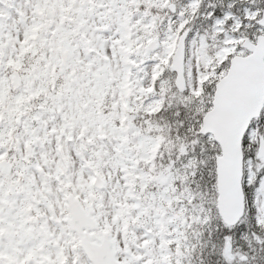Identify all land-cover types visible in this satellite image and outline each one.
Here are the masks:
<instances>
[{
    "label": "rangeland",
    "instance_id": "obj_1",
    "mask_svg": "<svg viewBox=\"0 0 264 264\" xmlns=\"http://www.w3.org/2000/svg\"><path fill=\"white\" fill-rule=\"evenodd\" d=\"M198 1L201 0L192 3ZM209 1L199 19L211 18L212 21L205 22L206 27L223 37L227 46L220 59L226 54L246 55L238 44L246 38L256 40L264 36V30L258 26L263 4L256 0ZM130 2L3 0L0 6L3 16L0 22V110L10 86L8 73L17 70L26 57L37 58L36 69L24 75V85L16 92L12 106L2 117L0 112L5 122L0 134V159L6 157L5 146L15 127V117L18 114L26 117L23 129L17 134L18 155L10 157L16 164L13 176L8 182L0 178V264H89L80 250H74L76 237L68 233L64 225L67 212L60 183L64 189L66 183L72 185L81 203L90 205L95 173L107 182L106 190L98 194L94 204L95 217L101 232L112 233L122 264H165V261L190 264L187 255L194 245H204L216 252L215 247L203 243L202 233L193 234L196 228L190 220L203 227L214 220L211 208L188 205L196 194L184 191L198 189L197 183L191 179L181 184L180 189L174 186L179 174L190 176L198 164L207 163L218 155L215 153L219 148L213 138L199 140L198 154L184 148L180 162L156 180L161 190L146 197L142 190L149 180L140 162L148 160L150 142L139 129L127 135L114 124L124 121L126 111L133 114L132 121H135L139 118L135 109L145 113L155 109L157 100L150 94L154 62L156 58L167 56L166 38L161 40L159 52L150 57L143 58V53H138L136 46L132 47L140 17H129ZM72 20L76 22V30L70 25ZM224 27L237 34H230ZM194 32L187 51L190 56L186 67L187 88L179 100L192 102L199 111L208 112L212 109L211 99L209 104L197 99L200 79L197 60L204 65L208 63L204 54L206 40L199 28ZM68 44L74 46L73 57L69 69L64 70L59 67L58 48ZM59 79L62 82L57 83L56 90L62 95L61 104L50 94L39 111L29 112L45 86ZM157 88L159 91L168 89L170 82L165 81ZM107 97L112 100L110 113L98 114L96 107L105 106ZM83 127L88 140L95 144L85 154L80 134ZM59 139L71 165L67 177L62 176L58 165ZM249 141L246 149L259 154L254 131ZM247 162L249 183H254L256 171L252 160ZM260 169H264V164ZM21 175L22 187L18 184ZM209 187L207 179L204 189ZM150 207L153 211L147 213ZM260 215L264 219V203ZM181 227L188 231L185 235ZM235 242V246H225L218 254L232 260L238 254L237 264H251L257 256L253 236L250 232L238 233ZM172 243V248L180 247V251L171 254L168 245ZM261 253L264 256V244Z\"/></svg>",
    "mask_w": 264,
    "mask_h": 264
},
{
    "label": "water",
    "instance_id": "obj_2",
    "mask_svg": "<svg viewBox=\"0 0 264 264\" xmlns=\"http://www.w3.org/2000/svg\"><path fill=\"white\" fill-rule=\"evenodd\" d=\"M264 26V21L261 23ZM186 35L181 39L178 51L174 58L173 68L179 74L178 87L183 89V62L185 55ZM159 47L156 39L147 48V53ZM244 47L253 55L249 58H236L232 61L229 75L217 86L214 110L204 120L202 134H214L216 141L223 149V157L217 159L218 165V209L224 222L230 226L239 219L237 210L243 208V194L241 192L243 177L242 139L250 122L260 115L264 105V37L258 38V45L254 46L246 41ZM64 56L67 55L64 54ZM16 81V79H15ZM19 84V81H18ZM1 126V124H0ZM264 155V144L262 146ZM4 172L7 170L2 169ZM97 188L102 189L104 184L97 182ZM73 219L70 225L81 235V243L87 251L93 264H117L116 253L110 235H104L100 245H91V239L82 235L86 231L96 229L93 221L79 213L75 204H72Z\"/></svg>",
    "mask_w": 264,
    "mask_h": 264
},
{
    "label": "trees",
    "instance_id": "obj_3",
    "mask_svg": "<svg viewBox=\"0 0 264 264\" xmlns=\"http://www.w3.org/2000/svg\"><path fill=\"white\" fill-rule=\"evenodd\" d=\"M189 0H141L140 7H147L149 13L148 17L151 19L152 26L151 31L154 35H161L166 28L171 30V34L174 37L181 35L187 28L195 24V18L197 14L192 9L187 7ZM175 3L178 6L179 12L173 16L168 11V5ZM142 8V7H141ZM184 8V10H183ZM209 73V79L217 73L212 69H204ZM215 84V82H214ZM209 95H212V87L210 86L207 90ZM204 100L207 99L205 95L202 97ZM167 105V103H166ZM162 106V110L159 114L153 116L157 121L158 117L164 115L165 128L169 133L164 132L163 139L167 143L166 153L163 157L156 159L157 167L163 169L165 166L176 159V152L179 150L181 142L186 139L187 142L194 140L195 135L199 129V124L202 120L203 114L196 111L193 108L176 104L175 106ZM259 133L264 132L262 126L263 123L258 122ZM177 138L180 140V144L177 142ZM224 227L219 225L216 232V239L223 241L228 238H222L224 233ZM231 240L234 239L233 234ZM204 259L206 264H223L218 256H210L205 254ZM255 264V263H254ZM257 264H264V261L260 260Z\"/></svg>",
    "mask_w": 264,
    "mask_h": 264
},
{
    "label": "snow or ice",
    "instance_id": "obj_4",
    "mask_svg": "<svg viewBox=\"0 0 264 264\" xmlns=\"http://www.w3.org/2000/svg\"><path fill=\"white\" fill-rule=\"evenodd\" d=\"M250 141L246 135L243 144L245 147L249 145ZM255 153H248L245 157L247 160L255 159ZM250 174L247 170L244 172L243 182L241 185V192L243 194V208L237 210L239 219L231 227L224 224L223 220L220 221V225L224 227V233L222 238H230L233 232L244 235L246 232H250L252 236H260L264 241V219L261 218V205L264 203V169L260 170L256 175L254 183H249ZM245 217H247V223H245ZM251 225V231L249 230Z\"/></svg>",
    "mask_w": 264,
    "mask_h": 264
},
{
    "label": "bare ground",
    "instance_id": "obj_5",
    "mask_svg": "<svg viewBox=\"0 0 264 264\" xmlns=\"http://www.w3.org/2000/svg\"><path fill=\"white\" fill-rule=\"evenodd\" d=\"M260 260L258 258H255V260H253V263L257 264Z\"/></svg>",
    "mask_w": 264,
    "mask_h": 264
}]
</instances>
